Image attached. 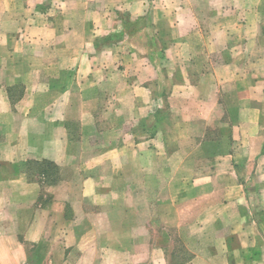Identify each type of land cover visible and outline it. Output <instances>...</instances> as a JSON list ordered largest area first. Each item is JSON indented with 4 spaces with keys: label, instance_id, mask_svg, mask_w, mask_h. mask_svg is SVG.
<instances>
[{
    "label": "crops",
    "instance_id": "1",
    "mask_svg": "<svg viewBox=\"0 0 264 264\" xmlns=\"http://www.w3.org/2000/svg\"><path fill=\"white\" fill-rule=\"evenodd\" d=\"M202 1L219 4L203 51L235 54L210 74L187 69L212 106L164 129L147 124L163 108L158 64L126 30L147 0H0V228H15L0 241L63 227V264H264V45L252 64L264 0ZM225 87L245 104L228 111L244 118L231 142L210 135ZM186 128L203 138H170Z\"/></svg>",
    "mask_w": 264,
    "mask_h": 264
},
{
    "label": "rangeland",
    "instance_id": "2",
    "mask_svg": "<svg viewBox=\"0 0 264 264\" xmlns=\"http://www.w3.org/2000/svg\"><path fill=\"white\" fill-rule=\"evenodd\" d=\"M146 8V15L143 19L131 25L128 23L126 30L128 29L136 38V47L139 45L145 46L143 54L157 63L159 67L158 76H156L155 72L152 73L150 78H153V81L151 80L150 82L153 85L152 90L164 95L160 102L163 108L160 109L158 115L153 114L148 119L147 124L154 126L156 121H160V124H164V129L172 126L181 128L180 126L191 124L195 121L194 119L189 120L193 108H202L204 104L212 106L213 103V96L211 97L206 90L204 92V84H199V96L193 88H188V84L185 81L188 73L187 69L197 76L204 74V72L210 74L215 66L229 61L230 54L235 53L230 52L229 49H221L219 54L205 53L203 51L205 36L202 30L204 28L208 29V32H210L209 36L212 39L215 38L213 31L217 20L209 17L219 8V4L214 1L204 3L202 0H180L176 2H172V0H147ZM188 8H193L195 14L190 13ZM204 8L208 10L206 15ZM219 24H222V20H219ZM226 25H233V23L231 20H227ZM253 25L256 29H259V32L255 33V38H253L255 50L252 64L255 65L254 57L258 58L261 54V49L258 46L264 45V19H256ZM193 28L201 31V33L189 35V30H193ZM234 37L236 38V36ZM244 37V35L239 34L237 41L245 40ZM119 39L116 36L111 41L115 43ZM177 42L183 43L178 52L180 54V57H178L179 61L172 58L175 55V50L172 52V45ZM136 50L139 51L140 49L137 47ZM237 67L241 68L242 65H237ZM256 69H259V67H256ZM227 73L225 72L224 74ZM227 89L231 92H240L239 90L225 87V97L221 96V103L225 106L224 111L227 113L217 116L219 117V127L215 126L217 129H212L213 132L211 131L210 135L214 134L212 135L214 139L219 129V140L223 139L231 142L236 132L235 124L242 123L244 118L240 113L232 114L228 113V111L230 112V110H236L237 108L241 109L245 104L239 99L227 98L229 96ZM116 106L122 108L123 103L116 100ZM210 121L212 124L217 122L214 119V115H212V120ZM199 123H202V121L197 120V126ZM201 133L198 129L194 131L192 129L188 132L186 128L185 131L177 132V136L171 135L170 138L176 139L177 137L182 140L187 139L188 136L191 137V135L203 138ZM148 135H153V131L148 132ZM210 135H206V137ZM47 166L51 168V172L55 173V175L57 174L55 166ZM54 181L53 184L55 183ZM57 229H52V233L49 232L44 239L37 243L17 245L10 241H0V264H63V227H58ZM4 230H7L10 235L15 228H0V239L3 238L1 232ZM118 237L123 239L124 235L121 233ZM24 246L25 248H23ZM18 249H20V252L25 253L22 258L16 256V254L18 255L16 252Z\"/></svg>",
    "mask_w": 264,
    "mask_h": 264
}]
</instances>
